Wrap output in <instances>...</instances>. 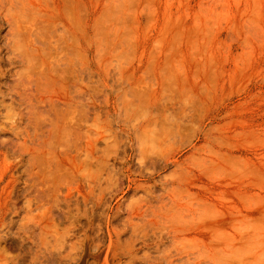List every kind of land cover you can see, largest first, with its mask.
Segmentation results:
<instances>
[{
    "label": "rangeland",
    "instance_id": "374dc122",
    "mask_svg": "<svg viewBox=\"0 0 264 264\" xmlns=\"http://www.w3.org/2000/svg\"><path fill=\"white\" fill-rule=\"evenodd\" d=\"M126 212L160 236L135 243ZM133 244L136 264H264V0H0V264Z\"/></svg>",
    "mask_w": 264,
    "mask_h": 264
},
{
    "label": "bare ground",
    "instance_id": "6f19581e",
    "mask_svg": "<svg viewBox=\"0 0 264 264\" xmlns=\"http://www.w3.org/2000/svg\"><path fill=\"white\" fill-rule=\"evenodd\" d=\"M161 161H162V159H161ZM166 165H167V164H166ZM149 178H150V176H149ZM146 188H147V187H146ZM167 190H168V189H167ZM169 190L171 191V189H169ZM173 191H174V190H173ZM148 195H149V194H148ZM85 200H86V199H85ZM94 203H95V202H94ZM94 203L91 204L89 207H91V211H92V213H93V211H98L97 213L99 214V216H100V218H101L102 215H103V213H105V210H104L105 208H103V207H105V206H104L105 201H104V203L101 202V201H98V202L95 203V204H94ZM85 204L88 205V201H86ZM167 204H168V203H167ZM105 205H106V203H105ZM122 205H123V204H122ZM122 205H121V206H122ZM169 205L172 206V205H174V203L172 204V202H171V204H169ZM121 206L119 207L120 209H122ZM150 206H151V205H150ZM162 207H163V206H162ZM162 207H161V210L163 209ZM175 207H176V206H174V208H175ZM125 208H126V207H125ZM125 208H124V209H125ZM172 208H173V206H172ZM130 209H131V208H130ZM130 209H129V210H130ZM150 209H151V208L149 207V210H150ZM103 210H104V211H103ZM129 210H128V211H129ZM133 210H134V209H133ZM173 210H174V209H173ZM182 210H183V209H181V211H182ZM131 211H132V210H130L129 213H130ZM138 211H139V210H138ZM138 211H135V210H134V213H135V215H136L137 217L140 215V213H139ZM144 211H145V210H144ZM147 211H148V209H147ZM152 211H153V210H152ZM155 211H156V210H155ZM158 211H159V208H158ZM170 211H171V210H170ZM178 211H179V210H178ZM184 211H185V209H184ZM184 211H183V212H184ZM117 212H118V211H117ZM119 212H120V211H119ZM121 212H122V211H121ZM137 212L139 213V215H138ZM145 212H146V211H145ZM148 212H149V211H148ZM148 212L145 214V216H146L147 214H149ZM161 212H165V211H161ZM161 212H160V213H161ZM171 212H172V211H171ZM175 212H176V211H175ZM94 213H95V212H94ZM126 213H127V215H128V212H126ZM134 213L132 212V215H133V216H134ZM136 213H137V214H136ZM154 213H155V212H152V213H151V210H150V215H151V214H154ZM160 213H159V214H160ZM165 213H167V212H165ZM169 213H170V212H168V214H169ZM155 214H156V213H155ZM159 214H157V215H159ZM181 214H183V213H181ZM114 215H115V214H114ZM129 215H130V214H129ZM129 215H128V217H130V218L127 217V218L124 219L123 222H122V223H124V224H123L124 227L122 228V232H125V231L127 230V226H129V224H131V227L133 228V232H132V233H135V232H136V233H135V236L137 235V233H139V234L135 237L136 239H135L134 241H135V243H136V241H137V242H140L139 240H137V238L139 239L138 236L140 235L141 232L143 233L144 230H143V228L141 227L140 224L138 225V223L132 222V221H133V216H132V215L129 216ZM175 215H176V214H175ZM175 215L173 214V217H171V218H173L174 221L176 220ZM115 216H117L118 218L121 217V219H123L122 216H120L119 214H117V215H115ZM131 216H132V217H131ZM140 216H141V215H140ZM147 216H149V215H147ZM171 216H172V214H171ZM179 216H180V215H179ZM179 216L177 215V217H179ZM155 217H157V216H155ZM158 217H159V216H158ZM165 217H170V215H169V216H165ZM174 217H175V219H174ZM98 218H99V217H98ZM124 218H125V217H124ZM131 218H132V220H131ZM160 218H161V217H160ZM162 218H163V217H162ZM102 219H103V218H102ZM145 219H146V218H145ZM158 219H159V218H158ZM165 219H166V218H164V220H165ZM167 219H168V218H167ZM97 220H98V219H97ZM97 220H96V221H97ZM108 220H110V219H108ZM164 220H163V221H164ZM169 220H170V219H169ZM169 220H168L167 223L170 224V221H169ZM78 221H79V220H78ZM96 221H95V222H96ZM98 221H99V222H98ZM98 221H97L96 224H94V223H95V222H94L93 224L90 225V230L92 231V233H94V234L96 235V238H95V237L93 238L96 242L93 240L92 243H91V244H93V245H96L98 242H99V244H100V241L102 242V239H103V238L101 239V237H102L103 234H105V231H104V230H105L106 228H104V227H106V226L103 225V223L101 222L100 219H99ZM115 221H118V220H115ZM121 221H122V220H121ZM141 221H142V220H141ZM146 221H147V220H146ZM146 221H144L143 223H146ZM165 221H166V220H165ZM171 221H172V220H171ZM180 221L183 222L184 219H182V220H180ZM72 222H73V221H72ZM76 222H77V221H76ZM107 222H108V221H107ZM112 222H113V221H112ZM139 222H140V221H139ZM158 222H159V221H158ZM158 222H155V221H154V223H158ZM160 222H162V221H160ZM177 222H178V219L176 220V224H178ZM181 222H180V223H181ZM185 222H186V221H185ZM185 222H184V223H185ZM78 223H79V222H78ZM147 223L149 224V220H148ZM150 223H153L152 219H151V222H150ZM154 223H153V224H154ZM187 223H188V222H187ZM110 224H111V222H110ZM136 224H137L138 226H137ZM161 224H162V223H161ZM161 224H160V225H161ZM171 224H172L171 226H174L173 223H171ZM119 225H120V224H119ZM143 225H144V224H143ZM143 225H142V226H143ZM186 225H187V224H186ZM139 226H140V228H139L138 230H140V229L142 228V229H141V232L135 231ZM169 226H170V225H169ZM175 226H176V225H175ZM187 226H188V225H187ZM161 227H163V226L161 225ZM185 227H186V226H185ZM132 228H130L131 231H132ZM148 228H149V227H147L146 229H148ZM152 228L156 229V228H158V226H157L156 228H155V227H152ZM152 228H151V229H152ZM146 229H145V233L148 231V230H146ZM161 229H162V228H161ZM186 229H187V228H186ZM124 230H125V231H124ZM142 230H143V231H142ZM157 230H159V229H156V233H158ZM182 230H183V229H182ZM69 231H70V230H69ZM80 231H81V230H80ZM183 231H185V230H183ZM122 232H121V231L119 232V230H118V232H116V233H117V240L119 239V241H120V242L117 241V242H118L117 244H119V245H117V246H119V247L123 245V244H122V241H127V240L129 241V238H130V237H129V238H127V239H122V240H120V239L123 237V236H121V238H120V235H123ZM153 232H154V231L151 232V230L149 231V233L154 234L155 232H154V233H153ZM69 233H70V232H69ZM81 233H82V232H81ZM127 233H128V232H127ZM142 233H141V234H142ZM145 233H143L144 235L142 234V236H140V237H142V239L145 238V236H147V235L149 234L148 232H147L148 234H145ZM156 233H155V234H156ZM160 233H161V232H160V230H159L158 236H160V235H159ZM165 233H166V232H165ZM71 234H72V233H71ZM130 234H131V232H130ZM85 235H86V234H85ZM110 235H111V234H109L108 236H110ZM163 235H164V234H163ZM125 236H126V235H125ZM158 236H157V237H158ZM69 237H71V236H69ZM118 237H119V238H118ZM133 237H134V236H132L131 238L133 239ZM147 237H149V236H147ZM162 237H163V236H162ZM79 238H80V237H79ZM110 238H111V237H110ZM151 238H152V236H151ZM153 238H154V237H153ZM155 238H156V237H155ZM164 238H165V237H164ZM182 238H183V237H182ZM185 238H186V237H185ZM74 239H76V238H74ZM74 239H73V240H74ZM142 239H141V240H142ZM146 239L149 240V238H145V241H146ZM186 239H187V238H186ZM97 240H98V242H97ZM143 240H144V239H143ZM159 240H160V239H159ZM183 240H184V239H183ZM83 241H84V239H83ZM128 241H127V242H123V243H125V246H124V247H127V246L129 245V244H128ZM145 241H144V243H146ZM184 241H186V240H184ZM65 242H66V241H65ZM68 242H70V241H68ZM93 242H94V243H93ZM110 242H111V241H110ZM141 242H142V241H141ZM158 242H159V241H158ZM186 242H187V241H186ZM95 243H96V244H95ZM120 243H121L122 245H121ZM170 243H171V241H170ZM170 243H169V245H170ZM178 243H179V241H178ZM181 243H185V242L181 241V242H180V245H181ZM89 244H90V243H89ZM127 244H128V245H127ZM172 244H173V242H172ZM172 244H171V245H172ZM59 245H61V244H59ZM113 245H114V244H113ZM113 245L111 244V247H113ZM126 245H127V246H126ZM135 245H137V244H133L132 247H131L130 249L127 250V253H125V252H126V251H125L126 249L123 250V251H124V253H123L124 255L129 254V255L133 256V257L130 258L129 260H128V259H127V260H124V258H123V260H124L123 263L127 264L126 261L129 262L131 259L136 258V255H137V254H134V255H133V252H134V251H135L134 253H136V246H135ZM158 245H159V244H158ZM169 245H168V246H169ZM187 245H189V244H187ZM187 245H186V246H187ZM91 246H92V245H90V247H91ZM97 246H98V245H97ZM97 246H92V247L95 248V247H97ZM129 246H130V245H129ZM153 246H154V245H153ZM162 246H163V245H162ZM168 246H167V247H168ZM98 247H99V246H98ZM98 247H97V248H98ZM100 247H101V245H100ZM102 247H103V246H102ZM102 247H101V248H102ZM119 247H118V248H119ZM140 247H141V246H140ZM159 247H160V246H159ZM167 247H166V248H167ZM170 247H171V246H170ZM94 248H93V249H94ZM166 248H165L164 251H165V253L167 254L168 251H166ZM184 248H185V247H184ZM91 249H92V248H91ZM116 249H117V248H116ZM143 249H145V248H143ZM146 249H147V248H146ZM148 249H150V248H148ZM169 249H170V248H168V250H169ZM173 249H175V248H173ZM95 250H96V248H95ZM114 250H115V248H114ZM114 250H113V252L116 253V254H113V256H115V258H114V257H113V258H114L115 260H117V256H118V255H117V251L115 250V251H116V252H115ZM120 250H121V251H119V249H118V251L122 253V249H120ZM83 251H84V250L82 249V252H83ZM99 251H100V250H99ZM147 251H150V250H147ZM156 251H157V250H156ZM161 251L163 252V249H162ZM169 251H170V250H169ZM175 251H176V250H173V254L175 253ZM100 252H101V251H100ZM158 252H159V251H158ZM162 252H161V253H162ZM170 252H172V251H170ZM151 253H152V252H151ZM180 253H181V252H180ZM180 253H178V254H180ZM118 254H119V253H118ZM142 254H143V253H142ZM144 254H145V250H144ZM166 254H165V256H167ZM173 254H172V255H173ZM116 255H117V256H116ZM157 255H158V254H157ZM162 255H163V253H162ZM172 255H169V257H171ZM176 255H177V253H176ZM176 255H175V256H176ZM79 256H80V254H79ZM120 256H121V255H120ZM131 256H129V257H131ZM142 256H143V255H142ZM152 256H153V254H152ZM181 256H182V255H181ZM65 257H66V256H65ZM118 257H119V256H118ZM122 257H123V256H122ZM148 257L151 258V256H148ZM79 258H80V257H79ZM108 258H109V257H108ZM113 258H112V259H113ZM127 258H128V257H127ZM143 258H144V257H143ZM150 258H149V260L154 259V258H151V259H150ZM158 258H159V257H158ZM160 258H163V256L160 257ZM164 258H165V257H164ZM176 258H177V257H176ZM186 258H187V257H186ZM66 259H67V257H66ZM112 259H111V260H112ZM121 259H122V258H121ZM137 259H138V258H137ZM174 259H175V258H174ZM178 259H179V258H178ZM188 259H189V258H188ZM79 260H80V259H79ZM134 260H136V259H134ZM155 260H156V258H155ZM164 260H165V259H164ZM175 260H176V259H175ZM189 260H190V259H189ZM93 261H96V260H93ZM93 261H92V262H93ZM97 261H98V260H97ZM131 261H133V260H131ZM131 261L129 262L130 264L132 263ZM136 261H137V260H136ZM165 261H166V260H165ZM168 261H170V260H168ZM168 261H167V262H168ZM172 261H173V260H172ZM179 261H181V260H179ZM98 262H99V261H98ZM114 262H115V261H114ZM114 262L112 261V263H114ZM133 262H134V261H133ZM145 262H146V261H145ZM89 263H90V262H89ZM93 263H95V262H93ZM103 263H104V262H103ZM115 263H116V262H115ZM117 263H118V261H117ZM121 263H122V262H121ZM129 263H128V264H129ZM138 263H139V261H138ZM138 263H137V264H138ZM148 263H149V262H148ZM172 263H173V262H172ZM176 263H178V262L176 261L174 264H176ZM186 263H187V262H186ZM90 264H91V263H90ZM99 264H100V263H99ZM118 264H119V263H118ZM132 264H136V263H132ZM144 264H145V263H144ZM152 264H155V263H153V261H152Z\"/></svg>",
    "mask_w": 264,
    "mask_h": 264
}]
</instances>
